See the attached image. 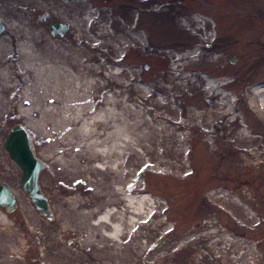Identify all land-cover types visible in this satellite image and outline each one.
Wrapping results in <instances>:
<instances>
[{
    "label": "rangeland",
    "instance_id": "obj_1",
    "mask_svg": "<svg viewBox=\"0 0 264 264\" xmlns=\"http://www.w3.org/2000/svg\"><path fill=\"white\" fill-rule=\"evenodd\" d=\"M41 7L40 0H0L7 21L18 18L45 37L37 45L42 60L64 63L78 81H98L99 86L89 89L94 107L103 106L112 94L111 104L123 121L131 122L130 111L136 110L151 125L143 144L153 152L142 154L135 167V158L129 159L126 168L136 174H127L124 181L128 192L156 198L154 214L120 240L97 235L88 218L81 226L85 234L68 230L63 244L76 253L75 264H264V121L245 99L253 83L264 82V0H107L98 14L90 7L96 14L93 23L84 21V11L74 18L65 38L47 36ZM192 15L202 21L194 22ZM101 23L109 33L97 34ZM206 32L213 35L206 37ZM187 50L197 52L177 56ZM15 59L13 55L9 61ZM207 76L218 83L227 80L218 88L236 105L214 122L212 105L221 99L209 97L214 89L205 86ZM242 118L255 139L238 135ZM20 120L9 113L0 124V181L22 192L19 169L2 148L10 126ZM141 129L149 131L144 125ZM31 135L35 149L39 136ZM42 162L41 190L49 166ZM86 184L71 179L63 190L67 196L83 194L95 201L93 207L111 192L105 183ZM16 199L13 212L0 207V264L12 258L14 228L19 231L17 245L22 236L28 242L19 245L21 264H45L39 253L42 237L27 234L29 223ZM34 212L46 223L56 218V213L48 219ZM254 254L259 255L256 261Z\"/></svg>",
    "mask_w": 264,
    "mask_h": 264
},
{
    "label": "bare ground",
    "instance_id": "obj_2",
    "mask_svg": "<svg viewBox=\"0 0 264 264\" xmlns=\"http://www.w3.org/2000/svg\"><path fill=\"white\" fill-rule=\"evenodd\" d=\"M2 11L0 9V21L7 22V34L3 35L4 30L0 33V124L4 123L9 113H13L21 119L20 124L30 134L34 132L39 136L38 147L34 149L31 135L34 154L39 160L49 162L43 176V190H40L46 197L49 211L52 215L56 213L55 220L46 223L38 218L24 190L21 192L13 183L11 189L28 220L30 229L27 234L42 237L39 253L43 262L75 264L76 253L70 252L63 244L62 234L68 230L85 234L81 226L88 218L89 225L98 229L97 235L120 240L124 234H133L144 217L150 219L154 214L156 198L149 193L128 192L124 181L127 174L133 171L136 174L134 168H126L128 160L135 158L132 162L135 167L142 154L153 152L150 144H143L148 141L151 125L136 110L130 111L131 122L123 121L122 113L111 104L114 100L112 94H107L103 106L94 107L90 103V90L100 85L98 81H78L74 71L64 63L57 66L42 60L37 45L45 37L37 29L32 30L27 23H20L18 18L7 21ZM193 17L194 22L202 21L197 15ZM94 18L91 9L84 12L86 23H93ZM180 19L181 25L187 27L185 19ZM96 28L97 34L109 33L106 24L101 23ZM206 34V37L213 35L212 32ZM196 52L187 50L177 56H192ZM13 55L16 59L11 63L9 59ZM14 75H19V78H13ZM205 80V86L214 89L209 97L219 96L221 99L212 105L213 112L210 114L213 118L210 122H214L216 117L231 113L236 105L227 92L218 88L227 80L221 79L218 83L208 76ZM245 99L249 110L264 121V82L253 83L245 93ZM241 122L238 135L255 139L257 134H251L249 124L243 118ZM142 125L148 127V133H143ZM71 179L87 182L85 188L105 183L111 192L104 193L102 203L93 207L95 201L91 203L81 193L73 196L64 193L63 187ZM136 179L133 178V188L138 187ZM14 225L17 226L18 222H14ZM14 229L9 264H21L17 257L19 245L25 247L28 242L25 241L26 236H22L17 245L19 240L16 234L19 231ZM202 257L200 254L198 259ZM252 259L258 260L259 255L254 254Z\"/></svg>",
    "mask_w": 264,
    "mask_h": 264
},
{
    "label": "water",
    "instance_id": "obj_3",
    "mask_svg": "<svg viewBox=\"0 0 264 264\" xmlns=\"http://www.w3.org/2000/svg\"><path fill=\"white\" fill-rule=\"evenodd\" d=\"M60 28L59 34L52 32V35H62L66 30V25L56 23L52 29ZM4 29V24L0 21V33ZM234 56L230 58L232 62ZM2 148L8 157L19 168V182L24 192L31 199L36 211L48 219L53 215L49 211L46 197L41 192L38 185V175L43 168V162L39 160L32 147L31 134L18 122L10 126L2 139ZM0 207L6 213L13 212L17 207V199L11 186L6 181H0Z\"/></svg>",
    "mask_w": 264,
    "mask_h": 264
},
{
    "label": "flooded vegetation",
    "instance_id": "obj_4",
    "mask_svg": "<svg viewBox=\"0 0 264 264\" xmlns=\"http://www.w3.org/2000/svg\"><path fill=\"white\" fill-rule=\"evenodd\" d=\"M42 3V14L40 18L43 22V28L51 38H65L70 32L74 18L78 17L82 11L95 7V13H100L98 7L102 8L106 5L107 0H40ZM94 17L96 16L93 15ZM56 23L66 25V30L62 35H52V32L59 34L60 28L52 29ZM237 56H235V59Z\"/></svg>",
    "mask_w": 264,
    "mask_h": 264
}]
</instances>
